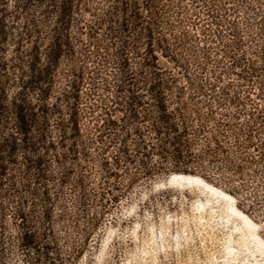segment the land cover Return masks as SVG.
<instances>
[{
  "label": "rangeland",
  "instance_id": "obj_1",
  "mask_svg": "<svg viewBox=\"0 0 264 264\" xmlns=\"http://www.w3.org/2000/svg\"><path fill=\"white\" fill-rule=\"evenodd\" d=\"M62 1L0 7L7 102L31 52L42 67L60 39L46 97L27 98L50 109L39 151L46 180L35 186L48 200L23 207L53 253L36 261L19 245L10 196L0 264H264V0H67L60 22ZM152 89L183 130L185 166L196 173L171 171L163 138L173 131L159 123ZM117 156L113 177L104 160ZM23 168L19 154L4 189L28 180Z\"/></svg>",
  "mask_w": 264,
  "mask_h": 264
},
{
  "label": "trees",
  "instance_id": "obj_2",
  "mask_svg": "<svg viewBox=\"0 0 264 264\" xmlns=\"http://www.w3.org/2000/svg\"><path fill=\"white\" fill-rule=\"evenodd\" d=\"M5 0H0V7ZM31 0H26L30 3ZM70 7L67 0H63L60 6V19H63L68 15ZM2 10L0 9V14ZM63 25V24H62ZM7 36L4 31V25L2 19H0V71L3 69V46L6 44ZM60 53V39L58 36H53L50 42V48L46 53L47 62L44 66L40 67L41 56L38 50L31 52V61L28 65V74L24 76V79L19 83L18 92L15 98L7 102L6 96H4L5 83L0 76V214L3 212L4 203L6 200L13 196L19 203L17 210L15 211L17 217L22 222V230L20 231L18 243L26 250H31L36 255L35 260H43L50 257L52 247L50 243H44L40 245L38 242L43 241L47 235L38 237L37 233L33 230L32 224L36 223L31 220L29 213L24 212V205L28 202L34 205V200L42 202L43 204L48 200L47 193L39 188L37 185H42L46 176L44 173V163L39 156V151L42 149V144L45 139L44 131L45 124L48 116L50 115V109L46 104L35 106L27 100L29 94H36L41 98H45L48 90L49 79L51 71L56 66ZM158 103V107L161 110L159 117V123L163 124V127L173 131L172 136H165L163 138V147H170L169 160L174 165L172 167L173 172L182 174H194L196 173L190 167L185 166L187 142L183 140V130L179 129L180 125L171 122L170 116L167 114L164 98L161 91L152 89ZM131 102H134L138 95L136 92H130L129 94ZM130 105H133L132 103ZM115 122L112 121V124ZM74 133L78 132L77 125L74 122ZM10 125L15 134L5 133L6 126ZM19 136V137H17ZM126 153V150H122ZM22 155L23 170L27 174H31L28 180L16 185L14 181L8 180V189L3 188L2 181L6 179V168L8 165L14 164L15 158L18 155ZM147 155L144 153L143 159H140L142 165H146L145 159ZM105 165H111V169L108 174L111 176H117L118 156L105 158ZM146 167V166H145ZM145 174H150L151 170H145ZM211 171V170H210ZM199 176L203 179H209L208 170L205 172H199ZM10 192V193H8ZM10 194V195H9ZM31 207V206H30ZM45 206L41 211L40 217L47 225L51 222L50 209ZM32 208V207H31Z\"/></svg>",
  "mask_w": 264,
  "mask_h": 264
}]
</instances>
